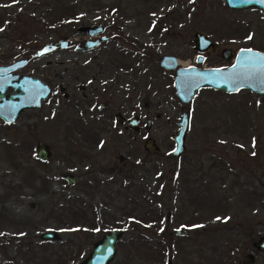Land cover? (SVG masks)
Masks as SVG:
<instances>
[{"label":"rangeland","instance_id":"obj_1","mask_svg":"<svg viewBox=\"0 0 264 264\" xmlns=\"http://www.w3.org/2000/svg\"><path fill=\"white\" fill-rule=\"evenodd\" d=\"M96 23L109 39L76 49L86 37L79 26ZM195 31L213 41L201 62ZM63 38L65 46L39 50ZM239 47L264 51V13L255 7L0 0V64L25 58L11 72L49 87L37 107L0 119V264H81L110 228L122 233L108 264H264L254 246L264 235V96L201 87L183 104L158 63L171 54L223 67L231 59L220 49ZM181 109L189 111L185 150L168 156ZM129 115H138V129L126 125ZM146 136L156 153L143 149ZM36 141L48 159L36 157ZM174 228L186 232L170 235ZM43 231L55 237L42 239ZM247 252L253 260L242 263Z\"/></svg>","mask_w":264,"mask_h":264},{"label":"water","instance_id":"obj_2","mask_svg":"<svg viewBox=\"0 0 264 264\" xmlns=\"http://www.w3.org/2000/svg\"><path fill=\"white\" fill-rule=\"evenodd\" d=\"M230 8L255 7L264 13V0H223ZM79 30L85 31L88 35L94 34L100 30L99 25L81 26ZM100 36L99 39H104ZM68 39H60L56 43L58 46H65ZM98 39L87 40L84 45L90 48L97 43ZM213 45V41L200 32L192 34V48L197 51L196 62H201L202 53ZM55 43H45L40 47V51L53 49ZM251 49V52L242 51ZM219 55L223 58H230V64L218 66H198L194 64H180L177 58L171 54H162L158 57V63L161 67L169 70L172 74L173 89L178 100L188 103L196 91L201 87H211L213 89L230 92L240 88L248 89L252 92L264 96V64L261 63V57H264V51L251 47H239L234 53L228 48H222ZM25 58H19L8 64L0 65V119L6 123L13 122L18 114L27 108L37 107L41 100H44L48 94L49 87L42 80L35 76L24 73H12L11 71L25 62ZM233 65H236L234 68ZM10 92H6L7 88ZM62 91L63 87L59 86ZM66 96V92H63ZM114 119L122 122V116L115 114ZM137 115H129L125 118L126 125L131 129H137ZM189 111L181 109L179 118L176 121L177 127L170 134L173 145L168 152V156H177L185 150L184 135L188 127ZM145 127L150 125V120L146 119ZM143 149L153 154L158 151V146L151 136L144 137L142 141ZM35 155L39 159H47L50 155L48 146L42 141L35 143ZM62 176L67 183H71L72 175L63 173ZM183 228H174L170 235L184 234ZM122 233L119 228H110L102 233L101 237L90 245L88 254L81 261V264H108L115 253V242ZM53 231H43L39 234L42 239L54 237ZM254 246L264 253V235L259 237ZM253 260L251 253L247 252L242 257V263H249Z\"/></svg>","mask_w":264,"mask_h":264},{"label":"flooded vegetation","instance_id":"obj_3","mask_svg":"<svg viewBox=\"0 0 264 264\" xmlns=\"http://www.w3.org/2000/svg\"><path fill=\"white\" fill-rule=\"evenodd\" d=\"M88 25H92V24H87V25H80L79 27H81V26H88ZM93 25H99L100 26V30H98L97 32H95L94 34H91V35H88L85 31H83V30H79L81 33H83V34H85L86 35V37L81 41V43H75L74 45H75V48L76 49H86V47H85V45H84V43H85V41H87V40H90V41H93V40H95V39H98V41H97V43H95L94 45H92L90 48H92V47H95L96 45H98L99 43H101V42H103V41H106L107 39H109V37H110V35H106V34H104V27L101 25V24H99V23H96V24H93ZM100 36H104L105 38L104 39H99L100 38ZM60 40V39H59ZM57 42V41H56ZM56 42H53V43H55V44H57ZM67 43V42H66ZM65 43V44H66ZM44 45V44H43ZM19 59V58H18ZM13 61H15V60H13ZM13 61H11V62H13ZM26 61V60H25ZM10 62V63H11ZM25 63V62H24ZM1 65V64H0ZM18 74H20V73H18ZM82 88V87H81ZM49 92V91H48ZM64 92V91H63ZM67 94V93H66ZM104 106H105V103L103 102V101H99L98 102V104H97V107L98 108H104ZM116 113H118V112H116ZM116 113H114V115H113V117L115 116V114ZM118 114H120V113H118ZM122 116V115H121ZM138 116V115H137ZM117 121V120H116ZM124 121V118L122 117V122ZM138 121H139V117H138V120H137V125H138ZM118 122V121H117ZM122 122H119V123H122ZM137 129H138V126H137ZM50 152V151H49ZM48 157H50V155L48 156ZM48 159V158H47ZM46 160V159H45ZM66 173V172H65ZM63 177V176H62ZM64 178V177H63ZM66 180V179H65ZM72 181H73V177H72ZM72 181H71V183H72ZM67 182V181H66ZM69 184V183H68ZM55 234V233H54ZM40 237V236H39ZM54 237H55V235H54ZM54 237H51V238H54ZM41 238V237H40ZM49 239V238H48Z\"/></svg>","mask_w":264,"mask_h":264},{"label":"snow or ice","instance_id":"obj_4","mask_svg":"<svg viewBox=\"0 0 264 264\" xmlns=\"http://www.w3.org/2000/svg\"><path fill=\"white\" fill-rule=\"evenodd\" d=\"M251 38H252L251 36L248 37V39H251ZM242 51L251 52L252 50H251V49H247V50H242ZM261 63L264 64V57H261ZM233 67L235 68L236 65H233ZM217 219H219V217H218ZM161 230H162V229H161Z\"/></svg>","mask_w":264,"mask_h":264},{"label":"bare ground","instance_id":"obj_5","mask_svg":"<svg viewBox=\"0 0 264 264\" xmlns=\"http://www.w3.org/2000/svg\"><path fill=\"white\" fill-rule=\"evenodd\" d=\"M179 62V61H178ZM181 64L183 63V64H185V62H180Z\"/></svg>","mask_w":264,"mask_h":264},{"label":"trees","instance_id":"obj_6","mask_svg":"<svg viewBox=\"0 0 264 264\" xmlns=\"http://www.w3.org/2000/svg\"><path fill=\"white\" fill-rule=\"evenodd\" d=\"M157 181H158V177H157Z\"/></svg>","mask_w":264,"mask_h":264}]
</instances>
